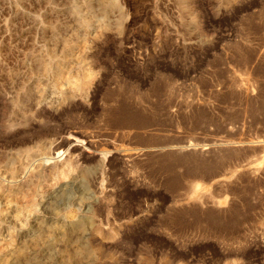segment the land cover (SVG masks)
I'll return each instance as SVG.
<instances>
[{
	"label": "rangeland",
	"instance_id": "obj_1",
	"mask_svg": "<svg viewBox=\"0 0 264 264\" xmlns=\"http://www.w3.org/2000/svg\"><path fill=\"white\" fill-rule=\"evenodd\" d=\"M115 2L0 0V264H264V0Z\"/></svg>",
	"mask_w": 264,
	"mask_h": 264
},
{
	"label": "bare ground",
	"instance_id": "obj_2",
	"mask_svg": "<svg viewBox=\"0 0 264 264\" xmlns=\"http://www.w3.org/2000/svg\"><path fill=\"white\" fill-rule=\"evenodd\" d=\"M110 3H111L113 6H116V5H117L116 2H115V0H110ZM62 165H63V164H62ZM64 167H65V166H64ZM68 168H69V167H68ZM61 170H62V169H61ZM66 170H67V169H66ZM60 173H61V172H60ZM62 176H63V175H62ZM32 177H33V176H32ZM21 187H22V186H21ZM19 191H20V189H19ZM64 224H65V223H64ZM33 254L38 255L37 252H34ZM33 254H32V255H33ZM18 257H20V256H17V258H18ZM21 257H22V256H21ZM28 257H29V256H28ZM31 257H32V256H31ZM24 258H25V257H24ZM29 258H30V257H29ZM21 259H23V257H22ZM26 259H27V258H26ZM36 259H37V257H36ZM17 260H19V259H17ZM17 260H16V261H17ZM31 260H32V259H31ZM34 260H35V259H34ZM13 261H14V260H13ZM33 264H34V263H33Z\"/></svg>",
	"mask_w": 264,
	"mask_h": 264
}]
</instances>
